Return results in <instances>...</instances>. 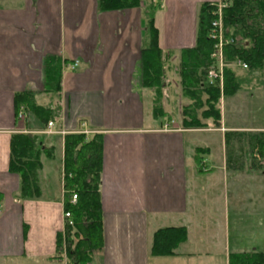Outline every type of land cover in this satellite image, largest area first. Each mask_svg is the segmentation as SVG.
<instances>
[{
    "label": "crops",
    "instance_id": "crops-1",
    "mask_svg": "<svg viewBox=\"0 0 264 264\" xmlns=\"http://www.w3.org/2000/svg\"><path fill=\"white\" fill-rule=\"evenodd\" d=\"M217 1L159 0L154 27L163 69L194 47L199 5ZM144 28L135 7L101 12L97 0H0V264H74L56 255V236L68 225L63 137L80 131L102 143V247L84 264H228L231 253H264V128L228 127L221 111L216 127H184L174 98L162 92L168 82L154 115L155 92L141 85ZM48 56L61 61L50 134L14 110L20 92L51 101L40 92ZM171 119L175 130L162 131ZM18 133L38 135L44 149L37 197L21 199L19 176L9 170ZM55 152L58 195L49 179ZM168 227L184 228L186 239L171 254L151 253L153 234Z\"/></svg>",
    "mask_w": 264,
    "mask_h": 264
},
{
    "label": "trees",
    "instance_id": "trees-1",
    "mask_svg": "<svg viewBox=\"0 0 264 264\" xmlns=\"http://www.w3.org/2000/svg\"><path fill=\"white\" fill-rule=\"evenodd\" d=\"M221 1L226 4L222 9L224 34L233 40L224 48V60L227 63L240 60L246 64L242 75L237 74L232 67L224 68L223 94L229 96L247 83L256 81L257 77L264 73V0ZM97 5L101 12L133 7L141 9L145 27L140 50L141 85L155 92L153 114L158 115L161 110L164 74L162 52L157 46V31L154 27V13L159 7V0H97ZM214 9L215 5L210 2L199 5L195 45L193 48L181 50L179 56L180 87L190 100V104L183 107L181 114V123L187 128L206 127L207 121L215 127L220 123L219 90L204 84L207 69L212 64L210 54L213 41L209 38V33ZM60 80V59L54 56L44 58L43 85L40 92L50 97L51 101L47 104L39 103L36 99L39 92L16 93L15 115L22 108L25 114L33 116L42 127L46 126L57 114V107L52 103L60 92ZM197 110L201 111L200 114ZM262 144L261 147L264 148L263 141ZM43 151L38 135L18 133L11 138L9 170L19 176L18 196L21 199L37 197L40 193L38 179L41 168L40 155ZM101 157L100 136L86 139L81 133L64 135V210L70 214L78 239L70 250V240L57 234L56 255L60 256L64 252L74 264H84L93 251L102 247V209L99 193ZM73 194L76 195V200L71 203ZM185 239L186 234L182 227L159 229L153 234L150 251L153 254H171L177 244ZM228 264H264V253H231Z\"/></svg>",
    "mask_w": 264,
    "mask_h": 264
},
{
    "label": "rangeland",
    "instance_id": "rangeland-1",
    "mask_svg": "<svg viewBox=\"0 0 264 264\" xmlns=\"http://www.w3.org/2000/svg\"><path fill=\"white\" fill-rule=\"evenodd\" d=\"M145 1H150V0H145ZM143 35H144V32L142 33V36ZM234 62L235 61L231 62L230 63L231 65H229V67L234 68L235 72L239 74L238 69L240 67H237L234 64ZM165 68L166 70L168 69V74H166L165 78L163 79V85H165V83L167 84L168 82V87H167V90L165 91L162 90V92L163 93L165 92L167 93L168 96H172L174 98V109H175L174 111L177 112L178 115H180L179 117H181L183 107L190 104V100L188 99V97H186L183 94V91L181 90V87H180V77L178 74L179 56L178 58L176 57L168 58L165 61ZM204 84L206 85L205 79H204ZM250 85H251L250 87L246 85L243 89L237 91L233 95L223 96L221 99V102L219 98L218 107H220L221 117L226 126L238 127V128H244V129L255 128V127L264 128V73L259 75L257 77V80L253 81ZM218 90H219L220 97L224 95L223 86H222V89L218 88ZM39 101L40 100L38 99V102ZM161 101L163 102L162 95H161ZM196 112L200 114L201 111L197 110ZM51 120H54V119L52 118ZM207 125H210V121H207ZM257 136H259V138H263L261 137L262 135L260 134ZM253 137L255 136L253 135ZM249 138L251 139V137ZM250 141L252 142L253 140L251 139ZM253 148L256 149V145H254ZM240 158H242V160L245 159V155L240 156ZM49 166L51 168L50 173H49L50 183H51L54 194L58 195L59 193L58 179H59V174H60V171H59L60 170V156L58 152L54 153V157L49 161ZM66 228H69V230L67 231ZM63 234H64V238H68L70 240V243H71L69 245L70 250L73 249L78 239V236H76V230L73 227V225H66L64 228ZM63 243H64V239H63Z\"/></svg>",
    "mask_w": 264,
    "mask_h": 264
},
{
    "label": "built area",
    "instance_id": "built-area-1",
    "mask_svg": "<svg viewBox=\"0 0 264 264\" xmlns=\"http://www.w3.org/2000/svg\"><path fill=\"white\" fill-rule=\"evenodd\" d=\"M211 4L215 5V9L213 10V19L211 21V31L209 33V38L213 41V48L210 54V59L212 60V64L207 69L205 75V82L206 85L209 87H217L222 89L223 86V77H224V68L231 65L230 63L225 62L224 60V48L225 46L231 44L233 40L228 38L224 34V28L222 24V9L226 6L224 2L218 0L217 2H210ZM237 67L246 68V64L237 60L234 62ZM77 65V61H74L71 64L72 67ZM18 118H22V112H19ZM175 120L171 119L169 122L163 125L162 131L168 132L173 131V124ZM53 121H48L46 125V130L43 133L50 134L53 133ZM81 133L87 131H80ZM63 133V131H60ZM76 200V195L73 194L71 196V202L74 203ZM64 217L67 219L68 225H73L72 221L70 220V214L68 212H64Z\"/></svg>",
    "mask_w": 264,
    "mask_h": 264
}]
</instances>
